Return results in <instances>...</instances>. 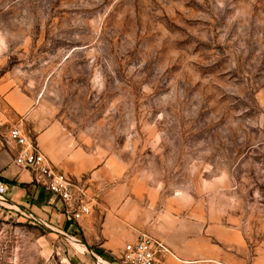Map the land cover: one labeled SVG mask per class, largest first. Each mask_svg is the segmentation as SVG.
Returning a JSON list of instances; mask_svg holds the SVG:
<instances>
[{"label":"rangeland","instance_id":"374dc122","mask_svg":"<svg viewBox=\"0 0 264 264\" xmlns=\"http://www.w3.org/2000/svg\"><path fill=\"white\" fill-rule=\"evenodd\" d=\"M3 73L156 200L162 262L264 264V0H0ZM34 218L0 200V264H97Z\"/></svg>","mask_w":264,"mask_h":264},{"label":"crops","instance_id":"0c3cea01","mask_svg":"<svg viewBox=\"0 0 264 264\" xmlns=\"http://www.w3.org/2000/svg\"><path fill=\"white\" fill-rule=\"evenodd\" d=\"M11 76L0 74V181L7 186L6 199L14 207L29 210L34 219L79 242L92 252L97 264L117 263L126 244L136 242L141 234L161 236V229L151 223L149 214L156 200H148L135 181L125 174L116 158L102 159L79 145L60 124L45 120L29 96L14 85ZM18 126L49 158L60 172L81 182L87 190L92 213L77 222L67 219L66 206L47 187L37 181L32 171L15 163L19 147L9 138V130ZM26 185L27 187H23ZM163 256L160 254V259ZM160 264H246L243 258L229 255L166 257Z\"/></svg>","mask_w":264,"mask_h":264},{"label":"built area","instance_id":"2783aa9c","mask_svg":"<svg viewBox=\"0 0 264 264\" xmlns=\"http://www.w3.org/2000/svg\"><path fill=\"white\" fill-rule=\"evenodd\" d=\"M1 127V124H0ZM10 140L19 147L15 163L33 172L35 179L66 206L67 219L77 222L92 213L85 186L68 174L58 171L41 149L18 126L9 130ZM7 186L0 181V200H6ZM157 238L141 234L136 242L126 244L121 264H160V254L169 253Z\"/></svg>","mask_w":264,"mask_h":264},{"label":"trees","instance_id":"16d2710c","mask_svg":"<svg viewBox=\"0 0 264 264\" xmlns=\"http://www.w3.org/2000/svg\"><path fill=\"white\" fill-rule=\"evenodd\" d=\"M3 182H5V183H13V182H10V181H8V180H6V179H3L2 180ZM14 184V183H13ZM23 187H27L26 185H23Z\"/></svg>","mask_w":264,"mask_h":264}]
</instances>
